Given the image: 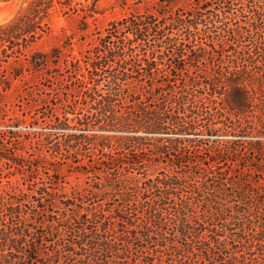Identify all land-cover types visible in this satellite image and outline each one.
I'll return each mask as SVG.
<instances>
[{
    "label": "rangeland",
    "instance_id": "1",
    "mask_svg": "<svg viewBox=\"0 0 264 264\" xmlns=\"http://www.w3.org/2000/svg\"><path fill=\"white\" fill-rule=\"evenodd\" d=\"M33 2L34 0H0V26L9 23L18 14L25 13ZM46 5H53V14L50 17V29L42 39L27 50L24 48L26 38L19 34H13L14 37L6 38L7 40L2 38L3 41L0 42V155L14 156L20 150L29 161L44 157L42 161L36 159L40 161L39 168L25 171V174L12 168L14 172L11 175H8L5 160L0 158V192L8 196L10 201L15 198L21 201L18 210L22 217L31 219V232L37 233L22 239L9 236L6 241L0 233V264L9 261L10 264H87L90 256L79 258L66 254L62 241L65 233H56L58 223L57 220L50 223L51 216L70 217L75 212L79 216L90 218L100 213L107 220L113 221L111 218L116 211L124 210L132 216L134 224L142 225L149 217V208L155 207L165 216L164 222L169 221V211L181 206L179 197L172 196L161 202L159 191L145 192V185L139 183L138 192L128 198V190L134 187L128 179L133 176L136 179L142 178L146 174L155 178L174 168H186L187 162H194L193 169L202 174L206 170L218 172L224 184L236 183V187H230L227 192L234 197L221 203L232 207L243 205L247 213H251L255 223L264 221V89L257 91L248 113L238 117L229 90L224 86L219 88L226 83L227 78L233 79L229 78L232 66L240 69L245 67L247 58L237 53L240 45L246 50L253 45L264 46V36L255 31L252 35H247V25L244 24L252 21L255 13H259L264 19V2L213 0L202 6L199 0H54ZM69 8H74L76 12L65 14L63 10ZM92 10L97 13L85 22L83 12L92 15ZM193 15L202 17V26L207 25L208 28L204 27L203 31L206 32L197 34L191 38L190 44H186V27L175 21L189 19ZM130 16L152 17L157 28L166 26V32L172 35L169 39L173 44H169V40H160L154 30L141 42L130 40L119 43L118 40H112L107 44L101 43V37L113 21ZM220 21L223 23L220 24ZM215 25L221 35L210 34ZM259 27L264 32V22ZM236 29L243 32L241 37L235 35ZM19 32L17 29L16 33ZM178 45L197 49L204 60L192 66L187 62H178L185 66L184 72L179 73L166 67L163 75L168 73L172 80L183 76L189 92L210 79L219 83L213 94L225 93L224 99L212 96L205 90L203 95L192 93L196 98L189 101L190 105H195L199 110L201 123L209 122L215 128L207 130V126H204L206 123H202L196 130H102L92 124H71L72 134L89 137L92 142L95 140V145L84 144L77 150L78 154L75 151L68 154L64 149L60 148L62 151H59L48 146V139L53 143H63L65 140L55 119L72 117L69 113L73 111L86 114L88 106L81 99L87 94L94 95L98 90L104 92L107 89L105 81L98 87L92 81V75L87 69L90 62L102 58L109 49L124 47L134 49L133 54L137 53V56L154 50L157 51L155 57L174 63L173 50ZM34 53L51 54L44 69L36 71L28 68ZM79 66L82 67L81 70H78ZM15 73L22 74L16 78ZM142 80L139 90L144 95L147 85L152 83L145 78ZM178 86L182 84L176 85L177 91ZM254 86L257 87L258 83ZM147 97L149 101H153L151 105L163 100L159 95ZM260 104L263 106L260 107ZM207 111L213 115L208 116ZM135 137L143 139V145L139 148L127 144ZM169 138L181 140V149L157 151L156 143ZM102 141L107 143L106 154L98 146ZM103 155H107L109 159L106 167L102 165ZM140 158L146 159L148 168L138 170L140 164L135 166V162L140 161ZM113 159L119 161L113 162ZM57 167H60L62 174L56 173ZM92 171L95 173L92 174ZM107 174L127 182L116 184L113 180V190L105 180ZM253 184L256 186L253 187ZM42 185L49 193L44 197L39 194ZM118 185L124 188L121 190ZM83 189L88 191L76 193ZM92 190L97 193L96 197L91 196ZM73 195L76 197L74 206L66 205L64 202ZM194 209L192 212L195 215H202L204 211L199 205H194ZM2 216L5 219L0 218V230L3 225L9 231L11 228L13 230V221L5 214ZM111 225L114 226L113 222ZM21 228L20 233L25 228L23 223ZM100 233L102 234L99 231L98 234ZM143 247L141 252H135L132 246V250L129 249L126 253L127 259L123 264H145L144 258L153 252L154 257L157 258L158 255L162 259L160 261L158 258V264H166L172 259L169 253L163 255L156 252L152 242ZM26 249L29 253H26ZM78 253L87 254L82 249ZM106 255L113 262L120 261L115 253ZM253 264L257 263L254 261Z\"/></svg>",
    "mask_w": 264,
    "mask_h": 264
},
{
    "label": "trees",
    "instance_id": "2",
    "mask_svg": "<svg viewBox=\"0 0 264 264\" xmlns=\"http://www.w3.org/2000/svg\"><path fill=\"white\" fill-rule=\"evenodd\" d=\"M212 1L199 0L203 4L202 6L208 5ZM224 1L227 2V0ZM53 2L54 0H34L25 13L18 14L9 23L0 26V42L9 37L13 38V34H19L20 37L26 38V47L24 48L27 50L35 42L42 39L50 29V17L53 14L51 12L53 5L48 6L46 4ZM259 2L262 3L264 0H259ZM71 11L76 12L74 8L63 10L65 14ZM96 13L97 11L94 10L91 11L92 15L83 12V20L87 22L88 18H93ZM254 15L252 21L244 23L247 25V35H252V32L255 31L260 36H264L262 28L259 27V24H263L264 19L259 13ZM155 22L152 17L138 16L113 21L106 29L105 35L101 37V43L107 44L112 40H118L119 43H126L130 40L141 42L145 41L151 31L154 30L160 40H169L167 42L173 44V41L169 39L172 35L166 32L167 27L157 28ZM202 22V17L199 18L196 15L189 16V19L175 21V23L186 27L188 37L186 44L191 43L192 37L206 32L203 29L208 27L207 25L202 26ZM221 23L223 22L220 21ZM17 29L20 30L19 33H16ZM218 29L215 25L214 30L216 31L213 30L214 33L210 32V34L221 35ZM224 32L226 33V31ZM235 33L239 37L243 34L238 29L235 30ZM240 46L237 53L247 59L243 69L236 66L231 67L229 78L233 79L228 80L227 78L226 83L221 87L219 83L210 79L200 87L198 85L193 92H189L183 76L178 80H172L170 79L172 76L168 73L163 75V71L167 67L182 73L185 71V66L179 65L178 62H187L191 66L196 62L200 63L204 57L199 56L197 49L187 48V45H183V47L178 45L173 50L174 63L164 61L158 56L155 57L154 54L157 51L154 50L140 53L139 56L137 53L133 54L134 49L131 48L107 50L102 58L93 60L87 66L94 84L98 87L102 81H105L107 89L104 92L98 90L94 95L87 94L81 99L87 103L88 112L86 114L81 115V113L73 111L69 113L72 117L55 119V124L59 128V132L65 136V140L63 143H53L49 142L48 139V146L51 145V149L56 148L59 151H62L60 148L64 149L68 154H72L71 152L78 154L77 150L84 144L95 145V140L92 142L89 137L72 134L71 128L73 127L71 124L74 126L92 124L102 130L136 128L159 131L162 129L196 130L200 124L206 123L204 126H207V130H212L215 125H211L209 122L201 123L199 110L195 105H190L189 101L196 98L192 93L203 95L205 90L209 91L212 96L224 99L225 93L215 92L213 94L218 86L220 89L224 86L225 89L229 90L238 117L245 116L254 96L257 95V91L264 89V46L253 45L247 50L242 45ZM53 52L56 53L57 51ZM50 55L48 53H34L29 60L28 68L36 71L44 69ZM81 69L82 67L79 66L78 70ZM21 74L15 73L14 77L18 78ZM143 78L152 83V85H147L144 95L139 90ZM255 83H258L257 87L254 86ZM180 84L182 86H178L177 91L176 85ZM155 95L162 96L163 100L151 105L153 101H149L147 96ZM259 106L261 107L263 104ZM206 114L208 116L213 115L210 111H207ZM127 144L136 145L139 148L143 145V139L135 137ZM98 146L103 154H106L107 143L102 141ZM181 146V140L172 138L162 140V143L158 142L155 145L159 152L181 149ZM54 157L56 158V156ZM0 158L5 160V165L8 166L6 168L9 172L8 175L13 174L14 171L25 174V171L39 168L40 161L44 159V157H36L40 160L39 162L36 159L29 161L20 150L14 156L0 155ZM103 158L102 165L106 167V162L109 160L108 156L103 155ZM114 161H119V159H113ZM138 164H140L138 170L149 167L146 165V159L140 158V161L135 162V166ZM192 164L195 163L187 162L188 167L177 168L176 170L174 168L155 178L146 174L142 178L136 179L133 176L132 179H128L132 181L134 186L128 190L126 195L128 198L138 192L139 183L145 185V192L159 191L161 202L169 200L172 196L179 197L181 206L169 211L171 216L169 221L164 222L165 216L155 207L149 208V217L142 225L134 224L132 216L124 210H117L115 216L111 218L113 221L107 220V217L100 213L94 214L90 218L79 216L75 212L70 217L51 216L49 218L50 223L56 220L58 223L56 233L60 235L62 232L65 233L62 241L63 248L67 251L66 254L79 258L90 256L87 264H123L127 259L126 253L129 252V249L132 250V246L135 252H141L144 244L148 245L152 242L156 252L163 255L165 253L170 254L172 259L166 264H253L254 261L257 264H264V221L259 220L258 223H255L253 216L251 213H247L243 205L234 207L223 205L221 202H227L228 198L234 197L227 192L230 191V187H236V183L224 184L218 172L206 170L202 174L193 169L195 165ZM60 172V167H57L56 173L62 174ZM94 173L92 171V174ZM105 180L111 184L113 190L115 189L113 180L116 184L127 182V180H121L118 177L114 179L110 174L106 175ZM129 184L132 186L131 183ZM118 186L121 187V190L124 188L122 185ZM252 186L256 185L253 184ZM84 191L88 190L83 189L76 193L80 194ZM243 191L247 192L248 190L243 189ZM233 192L237 194L235 191ZM39 194L41 197L49 194L44 185L39 189ZM90 194L92 197H96L95 194L97 193L92 190ZM74 195L67 198L64 203L74 206L76 200ZM7 197L0 192V218H4L3 214L9 216L15 228L13 230L11 228L9 231L6 229V225H3L0 230L3 239L6 241L7 237L10 236L11 238L13 235L14 237H21L20 239L37 235V233L31 232L32 227L29 225L31 219L27 220L22 217L18 210L21 201L17 198L10 201ZM194 205L202 207L204 210L202 215L193 214ZM227 212H230L231 215ZM111 222L114 226L111 225ZM22 223L25 228L20 233ZM249 227L251 229H248ZM170 230L171 232H168ZM99 231L102 234L99 235ZM51 235L54 236V233ZM80 249L87 254H79L78 250ZM107 252L111 255L115 253L120 261H111L110 257L106 255L109 254ZM26 253H29L27 249ZM156 256L157 258L154 257V252L150 253L148 257L144 258V263L158 264L162 259L158 255ZM3 264H10V261Z\"/></svg>",
    "mask_w": 264,
    "mask_h": 264
}]
</instances>
